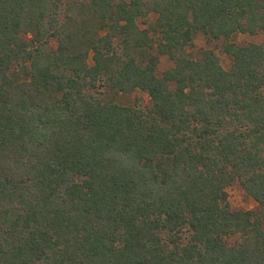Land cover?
Here are the masks:
<instances>
[{
  "label": "trees",
  "instance_id": "1",
  "mask_svg": "<svg viewBox=\"0 0 264 264\" xmlns=\"http://www.w3.org/2000/svg\"><path fill=\"white\" fill-rule=\"evenodd\" d=\"M260 30L264 0H0V264H264Z\"/></svg>",
  "mask_w": 264,
  "mask_h": 264
},
{
  "label": "rangeland",
  "instance_id": "2",
  "mask_svg": "<svg viewBox=\"0 0 264 264\" xmlns=\"http://www.w3.org/2000/svg\"><path fill=\"white\" fill-rule=\"evenodd\" d=\"M155 19V15L151 17ZM139 25L142 28H145L146 25L143 22H139ZM24 36V35H23ZM232 40L238 44H246L249 42L260 44L264 41V31L260 30L257 33H249V32H238L233 37ZM51 45L53 48H56L57 41L55 39L51 40ZM204 48H212L215 50L218 58L222 64V66L229 70L232 65L231 56L224 52L221 48V41H213L209 40V38L203 33L198 32L196 34L194 44L192 50L194 51V55L196 57L202 55V49ZM89 64L93 63L92 57H89ZM174 62L167 56L162 55L160 57L159 63L156 67V73L158 75H162L163 72L169 67L173 66ZM172 87H175V83H172ZM114 98L120 102L127 105H135L140 104L142 106H148L151 103L150 96L148 92L136 89L132 93L129 94H111ZM227 194V200L231 204L233 210H256L259 211L262 209V206L251 196L249 195L240 182L238 180L234 181L230 186H228L225 190ZM264 226V220H263ZM239 235L227 238V243L232 244L238 240Z\"/></svg>",
  "mask_w": 264,
  "mask_h": 264
}]
</instances>
